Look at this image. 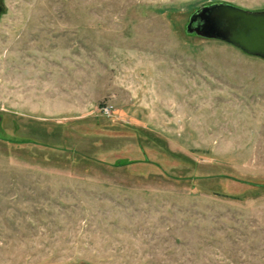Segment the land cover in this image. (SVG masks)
Wrapping results in <instances>:
<instances>
[{"label": "rangeland", "instance_id": "obj_1", "mask_svg": "<svg viewBox=\"0 0 264 264\" xmlns=\"http://www.w3.org/2000/svg\"><path fill=\"white\" fill-rule=\"evenodd\" d=\"M216 2L264 10L0 0V264H264V58L186 32Z\"/></svg>", "mask_w": 264, "mask_h": 264}, {"label": "water", "instance_id": "obj_2", "mask_svg": "<svg viewBox=\"0 0 264 264\" xmlns=\"http://www.w3.org/2000/svg\"><path fill=\"white\" fill-rule=\"evenodd\" d=\"M197 18L199 22L193 24ZM186 32L220 39L264 58V10H248L224 2L203 5L189 16Z\"/></svg>", "mask_w": 264, "mask_h": 264}, {"label": "built area", "instance_id": "obj_3", "mask_svg": "<svg viewBox=\"0 0 264 264\" xmlns=\"http://www.w3.org/2000/svg\"><path fill=\"white\" fill-rule=\"evenodd\" d=\"M109 109H110V106L109 105H105V106L102 107V111L105 114H109Z\"/></svg>", "mask_w": 264, "mask_h": 264}, {"label": "flooded vegetation", "instance_id": "obj_4", "mask_svg": "<svg viewBox=\"0 0 264 264\" xmlns=\"http://www.w3.org/2000/svg\"><path fill=\"white\" fill-rule=\"evenodd\" d=\"M197 22H199V18H197L196 21L193 22V24H196Z\"/></svg>", "mask_w": 264, "mask_h": 264}, {"label": "trees", "instance_id": "obj_5", "mask_svg": "<svg viewBox=\"0 0 264 264\" xmlns=\"http://www.w3.org/2000/svg\"><path fill=\"white\" fill-rule=\"evenodd\" d=\"M126 163V162H125Z\"/></svg>", "mask_w": 264, "mask_h": 264}]
</instances>
